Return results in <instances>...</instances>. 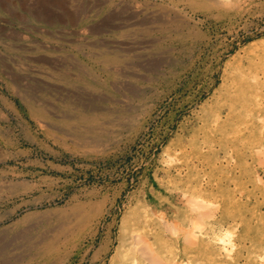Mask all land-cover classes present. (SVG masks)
<instances>
[{
    "label": "rangeland",
    "instance_id": "374dc122",
    "mask_svg": "<svg viewBox=\"0 0 264 264\" xmlns=\"http://www.w3.org/2000/svg\"><path fill=\"white\" fill-rule=\"evenodd\" d=\"M78 1L0 0V261L116 264L127 231L155 227L181 264H264V113L231 95L235 79L251 107L264 93V0L185 1L153 36L141 19L168 0H106L73 25ZM117 10L122 26L82 31Z\"/></svg>",
    "mask_w": 264,
    "mask_h": 264
},
{
    "label": "bare ground",
    "instance_id": "6f19581e",
    "mask_svg": "<svg viewBox=\"0 0 264 264\" xmlns=\"http://www.w3.org/2000/svg\"><path fill=\"white\" fill-rule=\"evenodd\" d=\"M8 1V0H6ZM60 1V0H59ZM58 1V2H59ZM62 1V0H61ZM111 0H109L110 2ZM125 1V0H124ZM161 1H164V0H161ZM185 1H189V3H194V4H200L202 3L201 0H168V3L166 6H165V9L164 10H158L157 11H154L151 12L150 14L147 13L146 16H143V18L141 19V22L142 23H147V25L149 24V26H147V35L146 36H153V32L151 31L152 29V23H157L158 27L164 25L167 20H170V21H173V19L171 18H167L168 15H169V12H172L174 14H176L177 12L180 14L181 12L180 11V8H179V3H184ZM205 1V0H204ZM207 2L206 3H209L215 7H217L220 11H223V8L227 5V0H206ZM37 2V1H36ZM55 2V1H54ZM104 4H106V0H103ZM123 2V1H122ZM155 2V1H154ZM157 2V1H156ZM165 2V1H164ZM52 3V2H51ZM57 3V1L55 2ZM54 3V4H55ZM61 3V2H60ZM113 3V2H112ZM46 4V3H45ZM53 4V5H54ZM162 4V3H161ZM203 4V3H202ZM148 5V4H147ZM62 6V5H60ZM119 7V6H117ZM141 7V6H140ZM144 7V6H143ZM23 8V7H22ZM24 9V8H23ZM111 9V7H110ZM116 9V7H115ZM120 9V8H119ZM122 9V8H121ZM134 9V8H133ZM132 9V10H133ZM160 9V8H159ZM66 10V9H65ZM108 10V9H107ZM135 10V9H134ZM143 10V9H142ZM151 10V9H149ZM45 11V10H44ZM103 9L101 11H98V15L100 13H103ZM118 12L116 13H111V12H107L108 15L106 17H102L100 18V21L98 22L99 25H97L98 27L92 30H87V29H84L82 31L84 32H97V33H104L106 32L107 30H111L112 28L114 27H120L122 26L121 24L123 23L122 21H124L127 17L124 16L123 12L124 10H117ZM184 11V10H183ZM65 12V11H64ZM67 12V10H66ZM128 12V10H127ZM146 12V11H145ZM128 13H131V12H128ZM45 14V13H44ZM53 14V13H52ZM55 14V13H54ZM104 14V13H103ZM106 14V13H105ZM126 14V13H125ZM83 17L80 18V20L82 18H85V17H89L91 16V18H96L97 15H93L94 17H92L91 13L89 12V10H83V13H82ZM128 15V14H127ZM145 15V14H144ZM46 16V15H45ZM132 16V15H131ZM171 16V15H170ZM59 17V16H58ZM71 17V15H70ZM141 17V16H140ZM77 18V17H76ZM90 18V19H91ZM139 18V17H138ZM99 19V18H98ZM115 19H119L120 22H117L115 21ZM51 20V19H50ZM61 20V19H60ZM135 20V19H133ZM196 20V19H195ZM77 21H79V19L75 20V22L73 23L74 24H77ZM185 21V20H184ZM135 23L138 22L137 20L134 21ZM119 23V24H118ZM128 23V22H127ZM138 25V24H137ZM127 26V25H126ZM156 26V25H155ZM94 27V26H93ZM69 28V27H68ZM78 29V28H77ZM89 29V28H88ZM96 29V30H95ZM59 31V33H63V32H66V27H59V29H57ZM74 31V30H73ZM77 32V31H76ZM74 33V32H73ZM113 33V32H112ZM118 33V32H117ZM140 34V33H139ZM142 34V33H141ZM103 35V34H102ZM104 36V35H103ZM120 37V36H119ZM136 37V36H135ZM145 38V37H144ZM101 39L100 42H102V44L104 43L106 46H117V44H119L117 41H110V40H106V38L104 37H101L99 38ZM143 39V38H142ZM159 39V38H158ZM91 41V40H90ZM132 41V40H131ZM130 41V42H131ZM148 41V40H147ZM150 43L154 41L153 38L149 39ZM111 43V44H109ZM129 43V42H128ZM134 43V42H133ZM136 43H139V42H136ZM145 43V42H144ZM259 43H264V39L262 40H256L254 42H252L249 47H253L255 46L256 44H259ZM125 45V44H124ZM145 46V45H144ZM150 46V45H149ZM133 47V46H132ZM100 48V47H99ZM253 56H256L259 60L258 63H261L260 68H263L264 70V51L262 52V54L258 55V54H254ZM252 56V57H253ZM112 59V58H111ZM149 59H150V56H149ZM151 61V60H150ZM161 61V60H160ZM250 63L253 62L254 64V60L251 58V60L249 61ZM148 63V62H147ZM151 63V62H150ZM110 67V66H109ZM13 72V71H12ZM126 72V71H125ZM45 73V72H44ZM244 73H246V71H243V70H240L236 76H242L245 75ZM138 74V73H137ZM121 75V74H120ZM13 76V75H12ZM127 77H129L127 75ZM142 77V76H141ZM144 78V77H143ZM30 79H35L34 76L31 77V78H28V75H24V76H20L18 77L17 80L21 81L24 83L23 80H25L26 82H29L28 80ZM36 80V79H35ZM14 81V80H13ZM115 81V80H114ZM47 82V81H46ZM50 83V82H49ZM21 84V83H20ZM38 84V83H37ZM46 84V83H45ZM54 84V83H53ZM131 84V83H130ZM228 84V82H227ZM29 85V84H28ZM124 85V84H123ZM128 85V84H127ZM54 86V85H53ZM69 88V87H68ZM140 88V87H139ZM66 89V88H65ZM231 95L233 94L235 98L233 101L235 103H239L240 102V106L245 110V111H248L250 113H255L257 112L258 113H264V93H261L257 95V91L253 92L252 93V96H259L260 95V99H257L254 103V106L251 107L250 105V102H251V99L250 97H248L251 92V89L250 86H248L247 84H245L241 79L240 80H237L235 79V81H232V84H231ZM69 90V89H68ZM45 91V90H44ZM59 91V90H58ZM31 92V91H30ZM36 93V92H35ZM39 93V92H38ZM66 93V92H65ZM72 94V93H71ZM230 94V93H229ZM72 96V95H71ZM254 98V97H253ZM255 99V98H254ZM48 100V99H47ZM234 103V104H235ZM54 106V105H53ZM232 108L236 109V105L235 107L232 106ZM255 112H254V111ZM246 113V112H245ZM263 116V115H262ZM227 118V117H226ZM264 125V117H261L260 119ZM252 138V137H251ZM176 196V195H175ZM188 196V195H187ZM193 198V197H192ZM192 204H195L194 200L191 201ZM196 203L198 204V201H196ZM175 205V204H174ZM143 208V207H142ZM152 210V209H151ZM159 212V211H158ZM163 212V211H162ZM167 212V211H166ZM155 213V212H154ZM22 214V213H20ZM16 215V214H15ZM19 216V215H18ZM149 217V216H148ZM172 217V216H171ZM9 218V217H8ZM12 218V217H11ZM185 218V216H184ZM188 218V216H187ZM177 219V218H176ZM184 219H182V222H183ZM186 220V219H185ZM184 220V221H185ZM189 221V220H188ZM195 221V219L193 220ZM192 221V222H193ZM165 222V221H164ZM146 223V222H145ZM191 223V222H190ZM192 224V223H191ZM166 225V229L168 231H172V229H177L178 228V225L173 223L172 221L171 222H167L165 223ZM181 225V224H180ZM183 225V224H182ZM182 225L180 227H182ZM184 226V225H183ZM133 227V225H132ZM148 227V226H147ZM179 227V230L181 229ZM22 228V227H21ZM144 228V227H143ZM154 228V227H149L146 231H144V234H141V233H138L137 235H134V234H131V232H134L135 231H131L132 229H130L129 231H127V233L125 234L124 236V239L121 241V244L119 245V247H117L116 249V255H115V259H117L116 261V264H181V261L178 259V257H174V258H171V257H168V253L169 255L171 254H174L173 252H168L166 250H164L162 247L158 246L157 244L161 242V240L163 238H161V233L159 232H153L151 231V229ZM190 228V227H189ZM138 230V228H137ZM22 231V230H21ZM140 231V230H139ZM178 231V229H177ZM183 231V230H182ZM1 232V230H0ZM138 232V231H137ZM13 233V232H12ZM184 233V237H185V241L187 240V242L193 244V238H192V233L189 231H185L183 232ZM182 233V234H183ZM22 234V233H21ZM165 234V233H164ZM174 234V233H172ZM3 235V234H2ZM17 235V234H16ZM181 235V234H180ZM14 236V235H13ZM24 236V235H23ZM2 237V236H1ZM9 237V236H8ZM171 237V236H170ZM176 237V236H175ZM3 238V237H2ZM18 239V238H17ZM165 239V238H164ZM163 239V240H164ZM10 240V239H9ZM162 240V241H163ZM166 240V239H165ZM184 240V239H183ZM173 241V240H172ZM171 241V242H172ZM226 241V240H225ZM3 242V241H2ZM9 242V241H8ZM178 242V241H177ZM164 243V242H163ZM173 244V243H172ZM171 244V245H172ZM3 245V244H2ZM170 245V246H171ZM174 245V244H173ZM233 245L235 246V244L233 243ZM1 246V245H0ZM162 246V245H161ZM168 246V245H167ZM189 247V246H188ZM226 247V246H225ZM172 248V247H171ZM184 248H187L184 246ZM194 248V247H193ZM2 249V248H1ZM5 249V248H3ZM188 249V248H187ZM6 251V250H5ZM184 251V250H182ZM44 252V249L42 247H39L36 251V254H42ZM52 252V251H51ZM26 253V252H25ZM194 253V252H193ZM7 254V253H6ZM18 254V253H17ZM28 254V253H27ZM48 254H50V252L48 251ZM21 255V254H20ZM19 255V256H20ZM138 255H140V257H138ZM193 255V254H192ZM11 256V255H10ZM5 258V257H4ZM9 259V258H8ZM182 259V258H181ZM192 259V257L190 258V260ZM7 260V259H6ZM16 260V258H15ZM187 260V259H186ZM11 261V260H10ZM0 264H4L3 262L0 261Z\"/></svg>",
    "mask_w": 264,
    "mask_h": 264
},
{
    "label": "crops",
    "instance_id": "0c3cea01",
    "mask_svg": "<svg viewBox=\"0 0 264 264\" xmlns=\"http://www.w3.org/2000/svg\"><path fill=\"white\" fill-rule=\"evenodd\" d=\"M5 2H6V0H4ZM57 1V3H55V2ZM59 0H52V3L51 4H59V6L60 5H68V6H71L72 7V5H74V3L76 2V1H78V0H60L59 2H58ZM61 2V3H60ZM79 2V1H78ZM80 3L81 4H84V9L83 10H89V12L91 13V15H92V17H94L93 15H98V11H101L102 10V8H100L101 6H102V4H104V2H103V0H82V1H80ZM32 7H34V6H32ZM31 6L28 8L29 10H32L33 8H32ZM48 8V7H47ZM37 9V8H36ZM41 9V8H40ZM52 9V8H51ZM72 12H66L65 11V13L66 14H69V15H67V16H65V17H69L68 18V20L69 21H72V22H69L70 24H73L74 22H75V20H77V19H79L80 20V18L81 17H83V15H82V13H83V10H81V12L80 11H78V12H75L76 11V9H74V8H72ZM62 12H64V11H62ZM45 13V14H44ZM39 12L38 11V17L41 19V20H43V21H45V22H47L48 24H53V23H59L58 22V18H57V16H55V14L53 13V14H48V13H46V12ZM46 15V16H45ZM70 15H71V17H70ZM77 17V18H76ZM51 19V20H50ZM68 23V22H67ZM66 24H59V27H66L65 26ZM58 27V28H59ZM89 32H91V31H89ZM62 35L63 34H65V32H63V33H61ZM151 231H153V232H159V233H162V231L159 229H157V228H152L151 229Z\"/></svg>",
    "mask_w": 264,
    "mask_h": 264
}]
</instances>
